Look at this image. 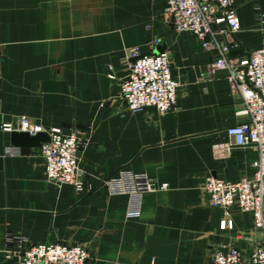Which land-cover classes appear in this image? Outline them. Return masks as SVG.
Instances as JSON below:
<instances>
[{
    "label": "crops",
    "instance_id": "crops-1",
    "mask_svg": "<svg viewBox=\"0 0 264 264\" xmlns=\"http://www.w3.org/2000/svg\"><path fill=\"white\" fill-rule=\"evenodd\" d=\"M239 19L231 56L264 46V0H234ZM167 0H0V264L30 243L81 244L87 264H210L217 251L249 252L264 242L252 217L208 204L206 176L237 181L251 147L214 149L244 120L226 71L207 73L217 52L199 48L164 14ZM217 28V27H216ZM220 39H223L220 37ZM166 52L179 82L176 108L131 112L118 93L124 51ZM79 129L84 190L46 183L38 147L4 154L5 121ZM141 172L167 189L145 193L127 217L128 195L107 177ZM225 220V227L220 221ZM25 241L8 243L7 236Z\"/></svg>",
    "mask_w": 264,
    "mask_h": 264
},
{
    "label": "built area",
    "instance_id": "built-area-1",
    "mask_svg": "<svg viewBox=\"0 0 264 264\" xmlns=\"http://www.w3.org/2000/svg\"><path fill=\"white\" fill-rule=\"evenodd\" d=\"M164 14L176 31L189 32L200 49L217 52L207 73L226 71L231 91L242 99L237 115L244 116V120L228 126L225 129L228 140L214 145V149L247 146L257 153L249 162V171L237 181L212 175L205 177L203 190L208 204L223 213L237 205L241 212L251 215L253 227L264 232V46L239 56L229 54L239 29L234 0H167ZM123 64L125 74L119 81L117 95L129 111L153 107L158 114H164L176 108L179 82L171 74L166 52L144 54L139 47H129L124 51ZM1 130L25 131L30 135L45 131L48 140L41 142L38 149L46 183L53 186L67 183L76 193L83 192L79 161L84 142L79 129L43 127L27 117H19L16 123L3 122ZM21 152V147L12 144L4 148L7 155ZM104 183L128 195L126 215L129 218L140 214L145 193L168 188V183L157 185L141 172L121 171L119 176L107 177ZM220 227H225L224 219ZM7 241L20 242L25 238L8 235ZM89 257L88 248L81 244L30 243L24 248L6 251V258H16V264H87ZM210 264H264V242L249 252L237 247L217 251Z\"/></svg>",
    "mask_w": 264,
    "mask_h": 264
},
{
    "label": "water",
    "instance_id": "water-1",
    "mask_svg": "<svg viewBox=\"0 0 264 264\" xmlns=\"http://www.w3.org/2000/svg\"><path fill=\"white\" fill-rule=\"evenodd\" d=\"M48 140V134L40 131L35 135H30L25 131H12L10 133V143L19 147H39L41 142ZM16 261V258H14Z\"/></svg>",
    "mask_w": 264,
    "mask_h": 264
}]
</instances>
